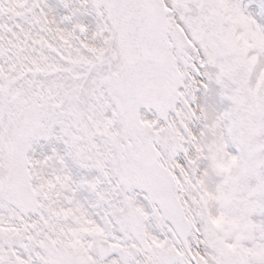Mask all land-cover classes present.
I'll return each mask as SVG.
<instances>
[{
  "label": "snow or ice",
  "instance_id": "1",
  "mask_svg": "<svg viewBox=\"0 0 264 264\" xmlns=\"http://www.w3.org/2000/svg\"><path fill=\"white\" fill-rule=\"evenodd\" d=\"M0 264H264V0H0Z\"/></svg>",
  "mask_w": 264,
  "mask_h": 264
}]
</instances>
